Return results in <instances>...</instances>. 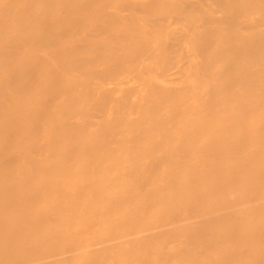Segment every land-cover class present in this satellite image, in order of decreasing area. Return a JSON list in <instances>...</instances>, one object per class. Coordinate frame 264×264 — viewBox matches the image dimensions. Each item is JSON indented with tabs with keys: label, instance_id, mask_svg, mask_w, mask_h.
Wrapping results in <instances>:
<instances>
[{
	"label": "bare ground",
	"instance_id": "1",
	"mask_svg": "<svg viewBox=\"0 0 264 264\" xmlns=\"http://www.w3.org/2000/svg\"><path fill=\"white\" fill-rule=\"evenodd\" d=\"M0 264H264V0H0Z\"/></svg>",
	"mask_w": 264,
	"mask_h": 264
}]
</instances>
